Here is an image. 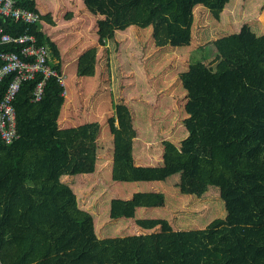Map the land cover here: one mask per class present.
<instances>
[{"label":"rangeland","instance_id":"rangeland-1","mask_svg":"<svg viewBox=\"0 0 264 264\" xmlns=\"http://www.w3.org/2000/svg\"><path fill=\"white\" fill-rule=\"evenodd\" d=\"M138 1H35L43 30L61 38L67 52L98 51L92 77L72 78L74 65L67 66L72 94L60 107V119L86 127L97 157L93 173L65 176L60 169L67 159L58 150L41 153L32 145L38 137L22 139L29 146L21 164L43 160L50 178L37 184L44 201L21 217H13L0 198V244L16 241L29 262L70 249L68 233L89 224L102 238L159 230L139 228L135 220L144 217L165 218L177 230L202 229L217 217L264 223V170L256 161L264 149V57L230 72L212 44L230 33L242 40L264 34V0H164L165 20L191 29L190 44L175 48L155 46L151 27L133 23ZM113 6L118 15L108 26ZM113 103L125 104L132 116L135 164L163 166V181L113 179ZM201 128L212 130L211 156L182 153L181 140ZM13 152H0V183L8 187L5 173L17 177ZM182 172L207 184L203 196L180 192ZM144 191L162 192L164 204L139 207L129 219L110 218L113 197Z\"/></svg>","mask_w":264,"mask_h":264},{"label":"trees","instance_id":"trees-1","mask_svg":"<svg viewBox=\"0 0 264 264\" xmlns=\"http://www.w3.org/2000/svg\"><path fill=\"white\" fill-rule=\"evenodd\" d=\"M17 5L37 12L35 0H17ZM117 15L118 8L113 6L107 19L108 26L115 23ZM132 20L138 27H151L157 47L175 48L190 44L189 26L165 20L164 0H139L134 6ZM0 25L12 36L24 32L33 34L37 44L49 48L52 66L61 71L59 50L44 32L40 19L27 23L0 16ZM212 44L214 53L230 72L239 71L264 57V34L242 40L237 33H230L215 39ZM18 49L16 44H0V51ZM96 51V47H90L79 55L76 66L78 76L94 75ZM11 79L12 75L3 79L1 95ZM39 79L38 76L23 81L13 99L19 137L12 143H5L0 138V152L8 154L14 151L13 166L17 177L5 205L15 218L25 215L44 201L37 184L50 178L42 161L21 164L24 151L29 146L22 139L32 136L29 122L42 117L45 104L56 107L57 98L64 92L63 85L55 78H48L41 99L33 101L32 92ZM68 96L67 91L64 98ZM112 108L109 130L112 135L113 179L163 181L166 175L163 166L134 162L132 150L137 130L128 107L123 103H113ZM32 145L47 151L57 149L67 159L60 169L62 175H84L82 173L95 171L97 146L89 139L84 125L64 126L56 131L54 137H38ZM179 148L182 153L209 158L212 153V130L201 128L191 132L181 140ZM256 161L258 167L264 170V149L256 154ZM207 188L201 179L184 172L180 174L181 193L201 197ZM163 204L164 195L160 191L137 192L131 198L113 197L109 216L129 219L135 217L139 207H160ZM135 222L141 229L151 230L159 226V230L100 238L92 224L85 225L68 233L70 249L34 262H29L19 244L11 240L0 244V264H264V223L233 224L217 217L202 229L177 230L167 219L160 217L136 218Z\"/></svg>","mask_w":264,"mask_h":264},{"label":"built area","instance_id":"built-area-1","mask_svg":"<svg viewBox=\"0 0 264 264\" xmlns=\"http://www.w3.org/2000/svg\"><path fill=\"white\" fill-rule=\"evenodd\" d=\"M0 16L27 23L39 20L36 11L20 7L17 0H0ZM9 43L18 45L19 49L0 51V138L5 143H12L19 137L12 102L23 81L40 77L32 92L33 101L41 99L48 78H55L64 86L63 74L51 64L49 48L37 44L33 34L24 32L12 36L0 25V44ZM8 75H12V79L1 95L2 81Z\"/></svg>","mask_w":264,"mask_h":264},{"label":"crops","instance_id":"crops-1","mask_svg":"<svg viewBox=\"0 0 264 264\" xmlns=\"http://www.w3.org/2000/svg\"><path fill=\"white\" fill-rule=\"evenodd\" d=\"M36 1V0H35ZM44 32L54 41V43L56 44L58 50H59V53H60V63H61V66H60V70H61V73L63 74V77H64V92L63 94L61 95V97L57 98V106L53 107L54 109H50V108H47V104H45L43 106V112H42V117L40 119H37L35 120L34 122L30 121V126H31V134L33 137H44V136H48L50 138L54 137L55 134H56V131L61 128L62 126H70V123L67 122L66 120H62L60 119L61 117V104L62 102H64V95H65V92L68 91L69 92V95L72 94V91L69 87H67V83H68V76L66 75V68L68 65H74V67L72 68H75V74H76V66H77V60H78V57L79 55L85 51L86 49L90 48V47H87L85 48L83 51H81L79 54H73V52H67L66 51V47H65V42L61 39V38H54L51 36V33H49L48 31H46L44 29ZM73 47H74V44H72ZM72 45H70L72 47ZM76 45V43H75ZM75 50V49H74ZM98 53V51H97ZM75 58L73 60H71L72 57ZM71 61H69V60ZM69 61V63H68ZM73 71V70H72ZM73 77H79L77 74L76 76L72 74H70ZM88 77H92V76H88ZM81 78V77H79ZM62 101V102H61ZM45 111H47L45 113ZM60 123H62L61 126ZM41 153H53L54 151H57V149H53V150H50V151H47V150H41ZM39 161H42L44 163L43 160H39ZM63 161H66L63 159ZM65 175V174H64ZM66 176V175H65ZM14 175H13V172H6L5 173V183L6 184H9L10 182H12L9 187L8 185H2L0 183V198H4V202L7 200V198L9 197L11 191L13 190V187H14V184H15V181L13 179ZM14 182V183H13Z\"/></svg>","mask_w":264,"mask_h":264},{"label":"bare ground","instance_id":"bare-ground-1","mask_svg":"<svg viewBox=\"0 0 264 264\" xmlns=\"http://www.w3.org/2000/svg\"><path fill=\"white\" fill-rule=\"evenodd\" d=\"M66 93H67V91L65 92V95H66ZM65 95H64V96H65Z\"/></svg>","mask_w":264,"mask_h":264}]
</instances>
